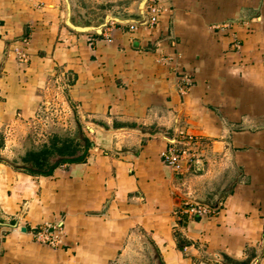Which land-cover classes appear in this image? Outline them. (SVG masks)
I'll list each match as a JSON object with an SVG mask.
<instances>
[{"label": "crops", "instance_id": "0c3cea01", "mask_svg": "<svg viewBox=\"0 0 264 264\" xmlns=\"http://www.w3.org/2000/svg\"><path fill=\"white\" fill-rule=\"evenodd\" d=\"M139 1L0 0V151L52 82L73 146L90 142L49 175L0 154V264H120L135 236L158 264H264V0H161L154 29L66 24L138 19ZM189 136L175 171L164 155ZM194 203L215 212L192 218Z\"/></svg>", "mask_w": 264, "mask_h": 264}, {"label": "rangeland", "instance_id": "374dc122", "mask_svg": "<svg viewBox=\"0 0 264 264\" xmlns=\"http://www.w3.org/2000/svg\"><path fill=\"white\" fill-rule=\"evenodd\" d=\"M94 12L96 13L97 11ZM89 16L93 17L94 14L91 13ZM84 24L88 25V23ZM50 89L51 92H54L52 94L56 95L59 93V96L55 98L49 96L51 98L44 99V104L41 103L40 106L43 107V110L46 108L47 111L35 118L31 122V126L25 130L26 133H22V136H18V132L13 133L11 131L12 134L9 132L6 140L8 149L6 151L3 147V150L0 151V154H3L16 167L24 166L25 161L32 157V153L39 156L46 148L52 150L53 146L51 142L53 140H57L59 144L68 141L71 146L69 151L81 150L83 152V149H85L84 145L86 142L83 139L80 140L82 141L83 149H81V146H73V138L76 137L77 139V129L75 128L74 119L72 118V114H70L68 104L65 100L66 98H61L64 89L59 88L58 91V84L56 82H52ZM52 94L50 93V95ZM1 141L2 144L5 143V140L1 139ZM61 158L63 157L55 153L49 158L50 163ZM135 238L133 246L129 247L126 252L127 255H125L120 264H154L153 261L158 264L156 257L151 252L150 246L148 243L146 244L147 239L142 238V236L140 239L139 236H135Z\"/></svg>", "mask_w": 264, "mask_h": 264}, {"label": "built area", "instance_id": "2783aa9c", "mask_svg": "<svg viewBox=\"0 0 264 264\" xmlns=\"http://www.w3.org/2000/svg\"><path fill=\"white\" fill-rule=\"evenodd\" d=\"M160 2L161 0L147 1L146 12L148 16V23L146 26L150 29L156 28L160 22V16H161ZM136 27L137 26L135 25H131L130 29L134 30ZM20 57L23 59L26 58V55L22 53ZM59 88L62 87L59 86ZM45 111H47V109L45 108V110H43V107L40 106L35 118L40 116L42 113H45ZM184 138H185V134L178 130L176 133L175 143L178 144L180 140L181 139L183 140ZM198 141H199L198 138L189 136L186 140L187 144L183 145V149L178 150L177 147H174L173 149L168 150L164 155L166 164L172 167V169H174L175 171H179L181 169L180 163L187 158H191L193 153L191 147L194 144H196ZM214 212L215 210L204 204H199V203L188 204L187 213L192 218H205L207 216L213 215ZM58 232L60 233V231ZM37 238L41 243L50 245L52 247H60V245L62 244L61 237L55 235L53 232H49V229L47 227L45 229L40 230V232L37 234Z\"/></svg>", "mask_w": 264, "mask_h": 264}, {"label": "water", "instance_id": "95a60500", "mask_svg": "<svg viewBox=\"0 0 264 264\" xmlns=\"http://www.w3.org/2000/svg\"><path fill=\"white\" fill-rule=\"evenodd\" d=\"M148 0H140L138 4V19H123L116 16L107 15L100 23L98 24H75L71 20V15L69 14L66 24L72 30L78 33H93V34H102L104 28H106L110 22L115 21L119 24H130L136 26H146L148 23V16L146 12V5ZM68 9L70 10V3L68 2ZM231 192L228 191L227 193ZM218 207V206H217ZM23 230H26L25 228Z\"/></svg>", "mask_w": 264, "mask_h": 264}, {"label": "trees", "instance_id": "16d2710c", "mask_svg": "<svg viewBox=\"0 0 264 264\" xmlns=\"http://www.w3.org/2000/svg\"><path fill=\"white\" fill-rule=\"evenodd\" d=\"M84 140L86 141V145H87V148H89V146H90V142L88 141V139H86V138H84ZM52 144V146H53V148H52V150H49L48 148H46L44 151H43V153L41 154V155H39V156H36V154H33L32 153V157L31 158H28V160L27 161H32L33 163H34V167L33 168H37L38 170H39V174H41V175H49L50 173L49 172H47L46 170L47 169H50V166L48 165L49 164V162H50V157L53 155V154H57V155H60V156H62L63 158L65 157V156H70V155H73L74 153H76V150H74V151H69V149L71 148V146H70V144L68 143V141H64V142H62V144H60V146H59V144L57 143V140H53L52 142H51ZM86 147V146H85ZM63 158H61V159H57L56 161H55V163L57 162V163H60L61 162V160L63 159ZM84 158V157H83ZM83 158H77V159H73V160H70L71 162H80V161H82L83 160ZM3 159L2 158H0V162L2 161ZM26 162V161H25ZM48 165V166H47ZM57 165V164H56ZM14 166V165H13ZM49 167V168H48ZM14 168L15 169H23V170H25L27 173H30V174H34V170H33V168L31 167V166H28V167H26V166H23V167H15L14 166Z\"/></svg>", "mask_w": 264, "mask_h": 264}, {"label": "flooded vegetation", "instance_id": "af4514ba", "mask_svg": "<svg viewBox=\"0 0 264 264\" xmlns=\"http://www.w3.org/2000/svg\"><path fill=\"white\" fill-rule=\"evenodd\" d=\"M28 164V165H26ZM24 166L28 167L31 166L32 168L34 167V163L30 160V161H26L25 164H23Z\"/></svg>", "mask_w": 264, "mask_h": 264}, {"label": "bare ground", "instance_id": "6f19581e", "mask_svg": "<svg viewBox=\"0 0 264 264\" xmlns=\"http://www.w3.org/2000/svg\"><path fill=\"white\" fill-rule=\"evenodd\" d=\"M171 181V180H170Z\"/></svg>", "mask_w": 264, "mask_h": 264}]
</instances>
